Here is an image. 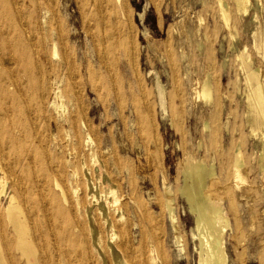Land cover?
Instances as JSON below:
<instances>
[{
    "label": "bare ground",
    "instance_id": "6f19581e",
    "mask_svg": "<svg viewBox=\"0 0 264 264\" xmlns=\"http://www.w3.org/2000/svg\"><path fill=\"white\" fill-rule=\"evenodd\" d=\"M59 1L0 0V264H72L68 258L70 254L74 257L78 256L82 261L81 263L87 264V256L83 249L85 242L80 235L74 233L80 227L77 214L83 213L86 216L85 193H82L83 190L79 193L78 185L75 186L74 192H70L67 184L62 180L64 171L58 157L51 164V162H45L43 154H38L42 152L41 149L44 146L45 138L41 136L44 127L49 130V134L53 133V123L59 125L62 122L63 124L65 116L68 117L72 128L74 126L78 128V124L80 126L81 123L84 126L82 131L75 130L72 135L71 130H67L65 135L77 141L73 148L75 153L84 150L85 146L88 147L89 161L93 165L94 176L89 179L86 178L88 180L86 189L89 185L87 194L94 201L99 202L101 200L98 205L100 209L97 207L98 211L95 214L100 215L98 218L101 219L102 223L110 222L113 228L115 225V220L110 219V216L113 217L110 214V203L117 204L120 199L115 186L116 182L114 184L108 171L109 168L107 169L106 159L103 156L102 159L97 153V151L100 153L98 149L100 144L97 143L92 133V127L87 122H78L77 116L72 115L71 112L66 114L65 91L61 84L64 77L59 76L52 79L47 73L45 62L47 63L51 59L57 60L58 68L68 78L75 79L73 73L77 71V64L72 51L67 50L62 56L59 42L56 40V36H58L62 44L65 45L67 42L66 30L62 26L58 13ZM76 1L83 18L84 28L91 36L98 53L99 62L104 64L109 55L115 61L111 77L113 84L121 78V66L124 62H127L128 67L131 68L132 75H137V55L131 49L135 37L133 30L130 31L131 33L128 31V28L131 30V27L127 25V20L128 22L131 20L127 0ZM218 4L223 20L221 49L224 47L223 40L226 37L230 38L228 48L234 49V59L230 67L235 76L234 96L223 90L218 78L215 77L216 80H213V73L210 69V65L214 67L211 64L214 58L213 50L210 49L206 52L205 60L209 66L203 77L199 79L193 75V71H190L191 66L194 65L192 58L185 60L188 55L186 43L189 41L190 35L185 34L182 37L184 41L178 42L180 60L184 64L181 80L183 83L186 80L190 82L189 100H203L206 103L213 101L209 113L203 121L204 131L214 138H212L210 145H205L206 155L207 152L210 153L209 162H207L205 155H199L198 151L188 150L180 171V184L176 190L186 200L188 211L193 215L191 236L196 243L197 264H231L226 248V238L228 234L230 238L239 239L240 237L239 224L236 228L232 227L222 202L213 196L219 195L221 188L217 187L219 178L215 168V149L224 147L223 139L226 133L230 135L229 139L231 140L229 150L233 146L234 154L227 159V162L234 167L233 176L241 182H244L246 177L242 149L244 142L235 137L238 127L230 128L229 116L232 113L242 118L243 125L247 127L246 130L249 131L250 136L255 138L253 148L257 153L254 160H256L264 180V69L261 67V63L264 62V22L260 20V15L264 14V0H254V2L253 0H218ZM230 4L234 6V12L237 11L240 14L248 12L251 7L253 8V14L247 19V25L253 26L251 43L254 50L257 51L258 57L252 55L245 42L238 40L237 25L233 23L234 15ZM29 9H34V14L39 17L42 28L51 32V36H49V38L51 37L50 49L48 50L35 42L33 30L29 28V22H25V15ZM34 14L32 15L33 18ZM140 15L142 18L144 17L143 13ZM122 18L127 19L126 24L122 22ZM197 20L199 21L197 33L199 36L205 35L208 38V31L201 29L204 18L199 15ZM146 33L147 31L144 30V34ZM176 34L182 35L179 31H176ZM172 35L169 31V39ZM120 48L124 49L128 61H123L120 58V53H118ZM196 48L200 51L199 55L205 54L201 39L196 40ZM161 61H164V57H161ZM168 63L174 79L172 81H175L176 84L177 66L172 59ZM225 64L226 60L224 61ZM88 75L93 88H98L100 84L98 85L96 81V72L89 69ZM140 80L138 79V84L142 88ZM51 85L53 87L50 92ZM156 85L163 117L169 112L166 102L167 90L161 84L158 75L156 76ZM177 88L178 86H175L170 91V97L176 93ZM75 90L73 89L74 94L79 92L78 90L75 93ZM143 90L142 88V92ZM145 93L147 95V92ZM51 96H54L56 100L53 106L54 118L47 114ZM139 101L134 99L131 103L136 110L138 108L136 124L143 132V126H146L147 130L152 128L150 117L153 114H151L152 110L147 109V112L140 110ZM187 101L188 97L185 98L182 95L180 107L172 108V111L176 113L174 119H170V125L181 134L184 132L181 126ZM223 116L225 120L222 121ZM202 142L199 139L198 149L202 147ZM34 152L36 156L33 155ZM102 160L105 164L101 163ZM32 169H35V172ZM35 175L38 177L36 181L31 179ZM74 178L78 179L77 171L74 172ZM50 180L53 192H55L52 195H47L49 194ZM227 184L225 183L228 187ZM26 185H31V188H27ZM165 187L168 194L164 200L165 209L174 231L175 244L183 252V237L179 232L175 200L171 197L174 195V191L166 185ZM44 197L50 198L51 202L45 201ZM3 200H6V203ZM53 202L55 203L52 204ZM27 203L32 207L31 209ZM142 207V205L139 206V209L144 212ZM40 213L41 219L39 218ZM119 214L121 217L118 220L123 221L125 219L123 213ZM146 216L149 221L153 220L148 214ZM41 221L44 223L41 224ZM229 230L230 233H228ZM234 231H237V234H234ZM116 234L114 232L111 239L116 240L115 244L122 255L115 254V257L112 255L110 260L112 264H157L154 247L150 249H145V245L140 247L138 261L129 252L130 241L123 238L122 233L121 235ZM89 236L90 230L88 228ZM89 245L91 246V244ZM103 245L105 246V242ZM74 247L78 251L77 249L73 251ZM242 249L244 250V248ZM106 255L108 256V254H103L104 260L101 264H109Z\"/></svg>",
    "mask_w": 264,
    "mask_h": 264
},
{
    "label": "rangeland",
    "instance_id": "374dc122",
    "mask_svg": "<svg viewBox=\"0 0 264 264\" xmlns=\"http://www.w3.org/2000/svg\"><path fill=\"white\" fill-rule=\"evenodd\" d=\"M127 7L131 15V22L129 21V23L124 18H122V22L126 24L127 20L128 27H131V30L128 28V31L133 30L135 37L131 49L137 55V75H132L131 68L128 67L127 62H124L121 66V78L113 84L111 77L115 61L109 55L104 64L99 62V56L92 38L84 28L83 18L76 0L59 1V18L67 36L65 45L56 36L61 55L63 56L67 50H71L73 53L77 64V71L73 73L76 80L62 74L56 64L57 60L51 59L49 62H45L50 78L64 77L61 84L65 91L66 114L71 112L72 115L77 116L78 122L85 121L92 127V133L97 143L100 144V146L97 144L100 150V153L99 151L97 153L106 159L105 162L107 169L109 168L110 176L114 184L116 182L115 186L120 201L117 204L110 203V214L113 215V217L110 216V219L115 220L114 228L111 227L110 222L102 223L101 219L98 218L100 215L95 214L101 200L99 202L94 201L87 194L89 192V185L86 189L87 179L94 176L92 172L93 165L89 161L88 147L85 146L84 150L75 153L73 148L77 141L65 135L67 130H71L72 135L75 130L82 131L84 128L82 123L80 126L78 124V128H75V126L72 128L68 117L65 116L63 124L59 121L62 125L53 123V133L49 134V130L44 127L41 132V136L45 138L44 146L41 149L42 152L38 154H43L45 162H51V164L58 157L64 171L62 180L67 184L70 192H74L75 186L78 185L80 188L79 193L82 190V193H85L84 208L86 209V216L83 213L77 214L80 227L74 233L80 235L85 242L83 249L87 256V264L103 263V254L110 255L109 257L106 255V257L108 263L112 264V261L110 262L112 255L113 257H115V254L122 255L115 244L116 240L111 239L114 232L118 235L122 233L123 238L130 241L129 252L138 261V250L145 245V249L155 248L157 264H197L196 243L191 236L193 215L188 211L186 200L176 190L180 184V171L188 150L198 151V154L205 155L207 162H209L208 156L210 153L207 152L206 155L205 145H210L213 137L204 131L203 121L208 115L213 101L206 103L203 100H189L190 82L186 80L183 83L181 80L184 64L180 60L178 42L184 41L182 37L185 34L190 35V42L186 43L188 55L185 60L192 58L194 65L191 66L190 71H193V75L199 79L203 77L209 66V63L205 60L206 52L210 49L213 50L214 58L211 64L214 67L210 65L213 80L215 81L218 78L223 90L231 96L235 94V76L230 68L234 59V49L228 48L229 37L224 38V47L221 49L223 20L218 0H127ZM230 8L234 15L233 23L237 25L238 40L245 42L252 55L258 57L257 51L254 50L251 43V29L253 26L247 25V19L253 14V8L251 7L248 12H242L241 14L237 11L234 12L235 8L232 4H230ZM34 13V9H29L27 15H25V22H29V28L33 30L35 42L48 50L50 49L51 37L49 38V36H51V32L42 28L39 17ZM140 13L144 14L143 18ZM33 14L34 18L32 17ZM199 15L204 18L201 29L208 31V38L205 35L199 36L197 33ZM260 20L264 22V14L260 15ZM144 30L147 31V35L144 34ZM169 31L173 34L171 39L168 36ZM176 31L181 32L182 35L176 34ZM197 39L203 41L205 51L203 56L199 55L200 51L196 48ZM118 53H120V58L123 61H128L124 49H118ZM161 57H164L163 62ZM170 59L177 66V85L175 81H172L174 79L168 63ZM225 60L226 64L224 65ZM261 67L264 69V62L261 63ZM89 69L96 72V81L98 85L100 84L98 88H93L91 85L88 75ZM157 75L161 84L167 90L166 102L169 112L163 117L159 106L156 85ZM138 79H141L143 92L140 84H138ZM175 86H178L176 93L170 97V91ZM52 87L53 85L50 87V92ZM73 89H76L75 93L78 90L79 92L74 94ZM145 92H147V95ZM182 95L185 98L188 97V101L181 126L184 132L181 134L170 125V119H174L176 112H173L172 108L177 109L180 107ZM134 99L140 100L138 107L143 112L152 110L151 114L153 115L150 117L152 128L150 127L147 130V127L143 126V132L136 124L138 108L136 110L131 103ZM55 101V97L51 96L47 108V114L51 118H54L53 106ZM223 120H225L224 116L222 117ZM243 124L242 118L236 116L235 113L229 116L230 128L238 127L235 137L244 142L242 144L245 159L244 171L246 172L244 182L234 178V167L227 162V159L233 156L234 153L233 146L229 150L231 140L229 139L230 135L226 133L223 139L224 147L215 149V168L219 178L217 187L221 188L219 195L213 196L222 202L225 212L231 220L232 227L236 228L239 224V239L230 238L229 234L226 238V248L231 264H264V180L256 160H254L257 153L253 148L255 138L250 136L249 131L246 130L247 127ZM199 139L203 141L200 149H198ZM33 155L36 156L35 152ZM105 162L104 160L101 161L103 164ZM35 169L32 170L35 172ZM75 171L78 173V179L74 178ZM37 178V175H35L31 179L36 181ZM74 180L76 181L74 182ZM225 183H228V187ZM165 185L174 191V195L171 197L175 200L179 232L183 237V252L175 244L174 231L165 209L164 200L168 196ZM26 186L31 188V185ZM98 187L100 190L99 185ZM48 190L49 194L47 195H52L55 192H53L51 180L49 181ZM101 191H103L102 188ZM44 200L51 202L48 197H44ZM3 201L6 203V200ZM27 204L29 205V203ZM141 205L145 210L144 212L139 209ZM29 208L32 207L29 205ZM145 212L153 220L149 221ZM41 213L40 219L42 218ZM119 213H123L125 217L123 221L118 220L121 217ZM43 223L41 221V224ZM88 228L90 238L88 237ZM230 232L229 230L228 233ZM235 233L237 234V231H234ZM104 242L105 246L103 245ZM76 249L74 247L73 251H76ZM68 258H70L72 264H84V262L81 263L82 261L78 256L74 257L70 254Z\"/></svg>",
    "mask_w": 264,
    "mask_h": 264
}]
</instances>
